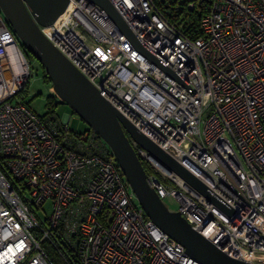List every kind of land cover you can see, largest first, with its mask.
<instances>
[{
	"label": "built area",
	"instance_id": "built-area-1",
	"mask_svg": "<svg viewBox=\"0 0 264 264\" xmlns=\"http://www.w3.org/2000/svg\"><path fill=\"white\" fill-rule=\"evenodd\" d=\"M110 1L192 91L92 0H69L39 27L138 129L236 210L229 216L130 138L153 167L147 180L159 197L178 202L176 211L222 251L264 264V0H187L202 11L194 36L159 0ZM30 74L0 8V264H204L147 215L95 129L71 130L54 103L43 115L29 105Z\"/></svg>",
	"mask_w": 264,
	"mask_h": 264
},
{
	"label": "water",
	"instance_id": "water-1",
	"mask_svg": "<svg viewBox=\"0 0 264 264\" xmlns=\"http://www.w3.org/2000/svg\"><path fill=\"white\" fill-rule=\"evenodd\" d=\"M92 1L107 11L138 51L190 91L193 90L173 69L142 45L110 0ZM68 3L69 0H0V8L20 41L44 64L60 98L69 103L113 149L139 202L157 225L182 243L185 252L204 264H257L232 257L222 251L193 228L180 210H170L149 185L147 173L130 136L229 216L236 210L138 129L41 31L39 24L48 25L54 22L65 11Z\"/></svg>",
	"mask_w": 264,
	"mask_h": 264
},
{
	"label": "rangeland",
	"instance_id": "rangeland-1",
	"mask_svg": "<svg viewBox=\"0 0 264 264\" xmlns=\"http://www.w3.org/2000/svg\"><path fill=\"white\" fill-rule=\"evenodd\" d=\"M29 53L30 55H28V57L31 61V74L28 86L24 89V99L37 113L43 115L45 114L49 103L48 97L54 94L58 99H60L58 100L54 98V100H52L55 104L54 113L56 115V119L58 121H67L69 128L74 131H84L88 129L90 127L89 123L82 118L69 103L60 98L44 64L30 51ZM130 138L132 137L130 136ZM163 202L170 210L176 211L178 209V202L172 198H165L163 199ZM44 209L48 213L51 211L50 201L45 203ZM55 259L57 263H61V256L58 253H56Z\"/></svg>",
	"mask_w": 264,
	"mask_h": 264
},
{
	"label": "trees",
	"instance_id": "trees-1",
	"mask_svg": "<svg viewBox=\"0 0 264 264\" xmlns=\"http://www.w3.org/2000/svg\"><path fill=\"white\" fill-rule=\"evenodd\" d=\"M159 4L167 13L169 18L176 23H179L182 28L190 35H196L199 32V21L202 14L200 8H195L194 10H190L187 8V0H159ZM26 55H30L28 49L21 42ZM28 86V82L26 87ZM25 91V90H24ZM23 91V93H24ZM52 98V99H51ZM54 98L58 99L56 95H52L48 97V105L53 104ZM51 100V101H50ZM60 100V99H58ZM142 165L147 174H150L153 171V167L145 160L141 158ZM65 254H68V250L64 249L60 243L57 245ZM48 252L51 254L54 260L56 256V247L46 245Z\"/></svg>",
	"mask_w": 264,
	"mask_h": 264
},
{
	"label": "bare ground",
	"instance_id": "bare-ground-1",
	"mask_svg": "<svg viewBox=\"0 0 264 264\" xmlns=\"http://www.w3.org/2000/svg\"><path fill=\"white\" fill-rule=\"evenodd\" d=\"M246 259L251 260V258H249V257H246Z\"/></svg>",
	"mask_w": 264,
	"mask_h": 264
}]
</instances>
